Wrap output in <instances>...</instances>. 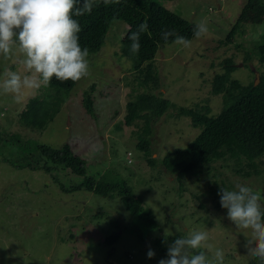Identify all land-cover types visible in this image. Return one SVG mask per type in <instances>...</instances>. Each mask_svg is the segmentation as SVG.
Segmentation results:
<instances>
[{
	"label": "rangeland",
	"instance_id": "1",
	"mask_svg": "<svg viewBox=\"0 0 264 264\" xmlns=\"http://www.w3.org/2000/svg\"><path fill=\"white\" fill-rule=\"evenodd\" d=\"M156 1L190 22L204 21L208 32L192 37L187 48L172 42L156 52L153 64L160 83L149 91L163 92L170 104L150 134L149 150L158 158L155 166L148 165L137 146L142 127L124 123L126 102L144 89L137 85L132 63L124 56L122 37L128 26L119 19L111 22L100 49L87 57L89 75L68 93L49 84L36 92L26 91L17 103L0 90V264H158L167 255H160L153 243L156 233L171 237L180 232L181 237L193 231L208 233L206 243L212 251L203 250L209 258L222 249L224 264H247L252 259L245 248L251 230L237 231L227 219V210L216 208L218 199L206 191L215 177L231 185L229 190L242 183L264 193V156L257 161L261 174L243 177L232 169V160L225 162L229 168L216 161V168L186 178L180 189L159 161L173 149L186 147L200 130L189 117L177 115L180 106L207 105L210 114L221 109V95L210 89L214 74L223 71V59L231 57L236 65L232 78L243 84L255 80L256 58H244L255 56L250 50L264 32V3L250 5L242 14L246 0ZM237 20L241 34L220 44ZM8 70L26 74L16 56H0V82ZM86 91L94 115L82 104ZM35 101L46 103L42 125L32 122L33 109L20 117ZM33 143L52 147L68 143L84 159L87 175L124 180L134 197L152 211L157 231L146 230L152 223L146 226L119 196L62 191L60 183L68 187L82 178L56 165H50L48 172L30 165L27 154L33 162L40 157L37 150L31 152ZM193 194H201L203 201ZM110 234L117 238L109 245L105 240ZM149 249L155 252L151 259Z\"/></svg>",
	"mask_w": 264,
	"mask_h": 264
},
{
	"label": "trees",
	"instance_id": "2",
	"mask_svg": "<svg viewBox=\"0 0 264 264\" xmlns=\"http://www.w3.org/2000/svg\"><path fill=\"white\" fill-rule=\"evenodd\" d=\"M257 2L264 3V0H246L242 14L250 5ZM74 19L78 20L81 27L78 34L79 44L82 49L86 47L89 54L100 49L113 20L119 19L127 24L128 27L122 37L124 56L132 63V70L135 72L133 78L144 91L126 102L124 123L128 126L135 124L142 127L144 133L139 135L137 146L144 153L148 165L155 166L158 158L153 157L149 150L150 134L153 124L167 111L170 101L163 96L161 91L156 93L149 91L150 88L157 89L160 83L153 61L159 47L172 43L174 39L169 37L167 41H164L161 35L162 31L174 30L190 40L194 37L193 29L196 23L167 9L156 0H118V2L113 0L107 5L103 3V0H96L90 14L74 16ZM143 23L147 24L148 30L140 34V48L138 53L134 54L130 51L132 40L129 37ZM236 33L241 34L239 20L233 23L225 38L219 40V43L224 45L232 42ZM250 51L255 56L247 55L244 60L249 61L256 58L258 65H253V73L254 76L255 72L259 73L257 84L254 83L255 80L243 84L232 78L231 72L236 65L231 57H226L221 62L223 71L214 74L210 89L212 94L221 95V109L216 114H210V108L207 105L180 106L177 109V115L189 117L190 124L200 129L186 147L173 149L159 161L162 169L173 178L179 189L183 187L186 178L199 175L203 169L216 168L213 165L216 161L221 162L220 166L229 168L225 162L232 160V169L243 177L263 172L258 168L257 161L264 156V32ZM77 82L59 81L53 78L50 84L60 93L66 94ZM82 100L87 112L94 115L93 101L89 91L84 92ZM36 105L38 106L36 107ZM45 105L46 103L43 101H35L28 105V109L21 113L20 117L24 119L25 113L33 109L35 118L32 122L44 123L46 119ZM139 121L142 123L141 125ZM36 150L43 160L40 162L39 157L35 158V162H33V157H30L29 153L25 158L30 165H35L47 172L51 169L50 165H56L82 178L78 183L68 187H64L60 183L59 187L62 191L69 193L87 190L103 197L119 196L126 209L133 214L140 215V219L145 221V225L148 222L152 223V228H147V225L145 226L142 221L141 227L157 231L152 211L134 197L131 188L124 180L107 179L104 174H98L97 177L87 175L84 159L74 153L68 143L61 147L33 143L31 152ZM219 182H221V186ZM225 184L223 180L218 181L214 177L213 182L209 183L206 193L212 194L213 199L220 201L218 195L220 188L230 189L231 186ZM193 195L203 201L200 197L201 194ZM218 201L214 205L216 208H221ZM166 235L156 233L153 238V243L160 255H167L169 243H173L180 236V232L171 237ZM116 238L117 236L110 234L105 241L110 245ZM247 264H261V262L258 258L252 257Z\"/></svg>",
	"mask_w": 264,
	"mask_h": 264
},
{
	"label": "clouds",
	"instance_id": "3",
	"mask_svg": "<svg viewBox=\"0 0 264 264\" xmlns=\"http://www.w3.org/2000/svg\"><path fill=\"white\" fill-rule=\"evenodd\" d=\"M112 2L103 0L105 5ZM95 4L96 0H0V56H16L26 73L6 71L0 82L3 94L11 95L19 103L26 91L46 88L53 78L75 82L89 75V51L79 44L81 27L74 16L90 14ZM147 30L146 23L140 24L129 37L132 53H138L140 34ZM207 32L204 21L193 29L196 38ZM161 35L164 41L173 37V43L185 48L191 44L174 30L162 31ZM218 195L236 230H251L252 239L245 243L247 255L264 264V193L237 183L234 190L221 187ZM208 239L206 231L178 237L168 246L167 258L158 264H224L222 249H216L211 258L206 255L203 249L212 251V245L206 243ZM154 256L155 252L149 249L147 257Z\"/></svg>",
	"mask_w": 264,
	"mask_h": 264
},
{
	"label": "water",
	"instance_id": "4",
	"mask_svg": "<svg viewBox=\"0 0 264 264\" xmlns=\"http://www.w3.org/2000/svg\"><path fill=\"white\" fill-rule=\"evenodd\" d=\"M241 64H239L240 66ZM259 81V73L258 72H255V84H257V82Z\"/></svg>",
	"mask_w": 264,
	"mask_h": 264
}]
</instances>
